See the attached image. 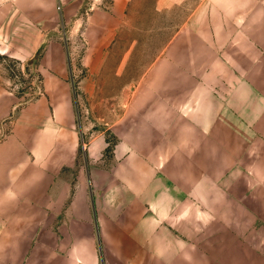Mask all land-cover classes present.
<instances>
[{
    "label": "crops",
    "instance_id": "1",
    "mask_svg": "<svg viewBox=\"0 0 264 264\" xmlns=\"http://www.w3.org/2000/svg\"><path fill=\"white\" fill-rule=\"evenodd\" d=\"M129 1L0 0V53L23 61L56 30L40 60L63 78L66 20L86 32L85 62H97L101 33ZM201 9L151 62L104 162L99 135L77 158L71 90L18 107L0 138V264H264V167L241 165L226 181L256 144L264 157V0Z\"/></svg>",
    "mask_w": 264,
    "mask_h": 264
},
{
    "label": "rangeland",
    "instance_id": "2",
    "mask_svg": "<svg viewBox=\"0 0 264 264\" xmlns=\"http://www.w3.org/2000/svg\"><path fill=\"white\" fill-rule=\"evenodd\" d=\"M206 2L207 0H130L118 28L101 33L105 37L100 40L103 46L98 53L100 61L97 62H85L88 47L86 32L70 31L68 25L72 20H66L64 33L68 36L65 39L68 58L63 64V71H60L64 77L59 79H52L51 74L46 72V67L50 64L44 63V59L40 60L43 44L55 36L56 30L44 32L39 46L23 61L0 53V138L7 131L10 119L20 105L42 93H48L49 90H71L75 120L81 127L77 158L83 160L87 140L91 135H99L106 142L101 150L104 162L110 154L114 130L135 113V95L132 97V94L138 83L142 82L151 62L176 32L182 34L183 31H188L185 28L194 25L193 17L196 14L199 17ZM78 17L79 15L71 18ZM257 17L259 20V16ZM234 18L242 26L248 22L241 11ZM259 23L260 21H256L252 34L259 30ZM12 33L17 41H22V34H27L19 29ZM39 34L41 33L36 29L33 30V43L40 40ZM7 105L12 108L9 114L4 112ZM95 145L99 149L100 142ZM261 145L256 144L257 158L240 157L230 165L226 173L231 175H226V181L235 172L238 174V167L241 165L250 171L252 168L259 170L264 167ZM256 178L264 181V175H256ZM258 220L264 222V218ZM259 223L258 221L257 224Z\"/></svg>",
    "mask_w": 264,
    "mask_h": 264
}]
</instances>
